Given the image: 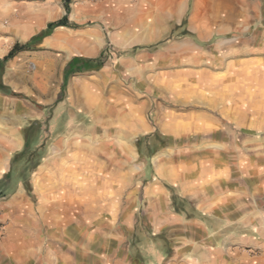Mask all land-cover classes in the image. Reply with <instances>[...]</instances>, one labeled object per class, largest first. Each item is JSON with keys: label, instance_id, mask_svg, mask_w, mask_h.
<instances>
[{"label": "rangeland", "instance_id": "rangeland-1", "mask_svg": "<svg viewBox=\"0 0 264 264\" xmlns=\"http://www.w3.org/2000/svg\"><path fill=\"white\" fill-rule=\"evenodd\" d=\"M69 8L70 26L41 45L32 39L66 16L64 0H0V48L32 43L8 79L19 96L0 101V136L14 127L24 145L23 129L41 123L38 166L0 198V236L8 215H26L44 247L39 261L112 263L127 260L139 237L164 232L158 219L184 203L218 211L223 230L264 236V0H70ZM57 32L79 43H54ZM68 57L103 67L73 76L69 102L44 103L56 81L44 68ZM96 123L97 132L84 130ZM93 144L107 184L95 187L89 171L66 184L101 202L84 221L58 227L53 178L78 159L92 163Z\"/></svg>", "mask_w": 264, "mask_h": 264}, {"label": "crops", "instance_id": "crops-1", "mask_svg": "<svg viewBox=\"0 0 264 264\" xmlns=\"http://www.w3.org/2000/svg\"><path fill=\"white\" fill-rule=\"evenodd\" d=\"M51 39L54 43L59 41L55 38ZM45 41L46 39L42 41L41 45H44ZM12 48L13 46L0 48V59H3ZM28 53L23 52L7 63L3 78L6 86L11 88L8 79L12 75L13 69L16 68V62L24 59ZM72 59L73 57H68L64 64L54 61L44 68L45 71L53 70L56 73L54 89H49L48 92L42 94L41 100L44 103L52 102L61 105L69 102L71 91L75 85L72 82L74 77L69 79L65 96L63 100L60 99L64 83V70ZM6 99H8V95L0 93V101ZM68 130L70 132L73 130V124L69 125ZM6 135L7 133H3L0 136V181L11 170L14 153L23 148L22 140L20 148L13 149ZM54 147H58L56 143ZM52 155L53 151L50 157ZM12 185V183L9 184L11 190ZM17 200L18 198H13L9 207L16 206ZM8 216L13 218L9 220L5 228L6 233L0 236V264H45L39 261L41 248L44 249V247L35 231L31 230V227H34L30 224L32 223L31 219L26 215L19 216L17 213ZM3 219H6V214L0 215V221ZM158 221L165 223V231L153 233L147 242L142 241L139 237L133 246L128 247L127 260L122 261L121 258H118L116 262L112 263L104 260L96 262L93 257L89 258L86 255L84 261H73L70 257V260L65 264H264V236L253 231L223 230L225 228L221 222L224 221V218L218 211H211L205 205L184 203L178 212L167 213L164 219H158ZM104 252H111L110 248ZM47 264H62V262L51 258V262Z\"/></svg>", "mask_w": 264, "mask_h": 264}, {"label": "trees", "instance_id": "trees-1", "mask_svg": "<svg viewBox=\"0 0 264 264\" xmlns=\"http://www.w3.org/2000/svg\"><path fill=\"white\" fill-rule=\"evenodd\" d=\"M66 16L61 20L50 23L47 27V31L42 32L40 35L32 39L34 41H42L46 38L51 31L59 27H69L68 15L70 13V0H64ZM30 44H15L11 51L3 58L0 59V93L8 96H19L17 95L9 86H6L3 82L5 75L6 65L8 62L16 58L19 54L23 52H29L31 50ZM103 67V62L100 59H86L82 57H74L65 67L64 70V83L62 88V96L60 100L64 98V92L66 90L67 83L69 79L77 74L99 71ZM41 135V123L40 121H33L27 127L23 129L24 145L22 151L16 153L11 162V170L5 176V178L0 181V198L6 195V192L10 191L9 184H13L15 177H18L19 181H24L25 174L27 173V168L29 166L37 167L40 160L39 150L33 149L36 147ZM32 152V160H26V156L29 151ZM33 160L35 164H33ZM11 188V187H10Z\"/></svg>", "mask_w": 264, "mask_h": 264}, {"label": "bare ground", "instance_id": "bare-ground-1", "mask_svg": "<svg viewBox=\"0 0 264 264\" xmlns=\"http://www.w3.org/2000/svg\"><path fill=\"white\" fill-rule=\"evenodd\" d=\"M52 38H55V39L60 40V41H62V40L66 41L67 40V41H69V42H71L73 44H75V43L77 44V42L79 43V40L75 39L74 38V34H72V33L71 34L68 33V34L63 35L61 32H57L55 35L52 36ZM79 54H84V53L83 52H79ZM96 122H97V120H96ZM97 126H98V124L96 123V124H94V126H92L90 128H86L84 130L85 131H92V132L96 131L97 132V130H100V129H98ZM6 137L8 139L9 144L11 145V147L13 149L20 148V146L22 144V137H21V135L19 133H17L15 131L14 127L10 128L8 130ZM56 145L58 147H64L65 143H63V141L60 140L59 142L56 143ZM77 148L86 149V147L84 145H82V146L80 145ZM89 149H90V151H91V153H92V155L94 157L92 159L93 160L92 163L89 160H87V159H85V160H81L82 158L78 159L77 163H76L77 165L75 167L72 166V167H70V169L65 170L66 176L63 177V175H62L63 178H57V177L53 178V180L55 179L57 181V183H54V184H56V188L58 190V195H57L56 201H54L51 204L49 203V205H50L51 209L53 211H55L58 214V216L60 217V221L57 222V226L58 227H59L60 224H63V223L66 224L68 222L69 223H75V222L84 221L85 218H87L88 215H92L93 210H95L98 207L99 203L101 202L100 201L101 198H102L101 195H100V198H99L98 201H95L94 199L88 200V199H86V198H84L82 196V194L79 192V188L78 187H68L67 184H66V182L68 181L69 174H71L73 172H75V173L77 172V173H80V174L81 173L87 174L88 171H89L88 174L91 173L90 176L92 178L94 177V179L97 181V184L94 185L95 187H98L99 189H101L102 187H104L107 184V182L105 181V177H104V169H103V167L101 165H99L95 161L96 157H99V156L103 155L102 152H101L102 148L101 147H97L96 145L93 144V145L90 146ZM50 155H49V157L46 160L47 163H51ZM86 162L89 164V167L91 168L90 170H88L84 166L82 167L80 165L82 163L86 164ZM78 164H79V166H78ZM45 169H46V165L38 173L40 175L39 179L43 180L45 178V175H44V170ZM61 172H62V170H61ZM70 178H71V175H70ZM44 182H49L51 184L50 179H48V180H46Z\"/></svg>", "mask_w": 264, "mask_h": 264}]
</instances>
